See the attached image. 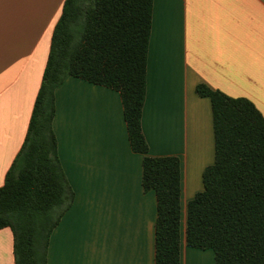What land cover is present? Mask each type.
<instances>
[{
    "label": "crops",
    "instance_id": "1",
    "mask_svg": "<svg viewBox=\"0 0 264 264\" xmlns=\"http://www.w3.org/2000/svg\"><path fill=\"white\" fill-rule=\"evenodd\" d=\"M66 0H0V187L27 136ZM142 127L152 156L181 161V264H215L189 246L187 206L215 161L204 83L248 97L264 114V0H154ZM58 154L75 191L55 227L48 264H156L157 197L143 186L118 90L68 76L56 90ZM0 264H15L0 228Z\"/></svg>",
    "mask_w": 264,
    "mask_h": 264
},
{
    "label": "trees",
    "instance_id": "2",
    "mask_svg": "<svg viewBox=\"0 0 264 264\" xmlns=\"http://www.w3.org/2000/svg\"><path fill=\"white\" fill-rule=\"evenodd\" d=\"M154 0H66L27 136L0 187V228L14 235L15 264H48L55 227L75 191L54 129L56 90L70 76L120 92L131 145L144 153L143 186L157 197L156 264H181V161L152 156L142 127ZM212 101L215 161L188 202L189 246L215 264H264V114L248 97L204 83Z\"/></svg>",
    "mask_w": 264,
    "mask_h": 264
}]
</instances>
